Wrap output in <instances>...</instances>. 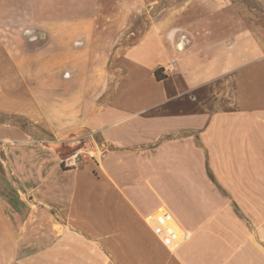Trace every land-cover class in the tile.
Instances as JSON below:
<instances>
[{
    "label": "crops",
    "instance_id": "obj_1",
    "mask_svg": "<svg viewBox=\"0 0 264 264\" xmlns=\"http://www.w3.org/2000/svg\"><path fill=\"white\" fill-rule=\"evenodd\" d=\"M131 5L0 0V264H264V0Z\"/></svg>",
    "mask_w": 264,
    "mask_h": 264
},
{
    "label": "rangeland",
    "instance_id": "obj_2",
    "mask_svg": "<svg viewBox=\"0 0 264 264\" xmlns=\"http://www.w3.org/2000/svg\"><path fill=\"white\" fill-rule=\"evenodd\" d=\"M131 1L132 5L129 6V9L127 12L131 16L132 20H134L132 25L127 26V28H123L122 32H130L131 30H142V22L143 21H151L153 19H157L159 17V12L160 10L164 7L172 3L174 0H149L147 1H140L139 4L137 3V0H127ZM117 2L123 3L124 0H117ZM120 9H125L128 7H125L124 5L121 6L119 5ZM23 125L27 126L26 123L22 120H16ZM28 128H32L31 126H27ZM34 131V130H33ZM35 137L42 141L43 143H46L48 139L44 137L43 134H41L39 131H35ZM71 152L68 151V149H62V155L64 156L65 154L68 155ZM159 226L160 223L157 220L156 222ZM161 241H163L165 244H168L171 248L174 247V239L171 238L170 236L166 235L163 229L161 230V234L159 235Z\"/></svg>",
    "mask_w": 264,
    "mask_h": 264
},
{
    "label": "built area",
    "instance_id": "obj_3",
    "mask_svg": "<svg viewBox=\"0 0 264 264\" xmlns=\"http://www.w3.org/2000/svg\"><path fill=\"white\" fill-rule=\"evenodd\" d=\"M174 67V63L169 64L164 71H171ZM83 150L82 148L80 149H74L71 150V152L64 156L62 158L61 164L64 168H77L81 165L82 161H83ZM170 221L169 224L164 225L163 223ZM161 227H163V231L165 232L166 235L170 236L171 238L174 239V246H177L180 242H184L187 241L190 238V234L182 231L181 229H179L178 227H176L172 221L165 217V218H161V222H160ZM173 230H175L177 235H173L174 233Z\"/></svg>",
    "mask_w": 264,
    "mask_h": 264
},
{
    "label": "trees",
    "instance_id": "obj_4",
    "mask_svg": "<svg viewBox=\"0 0 264 264\" xmlns=\"http://www.w3.org/2000/svg\"><path fill=\"white\" fill-rule=\"evenodd\" d=\"M155 78H156L157 81H160V80H162L164 78V76L161 75L159 69L155 71Z\"/></svg>",
    "mask_w": 264,
    "mask_h": 264
}]
</instances>
